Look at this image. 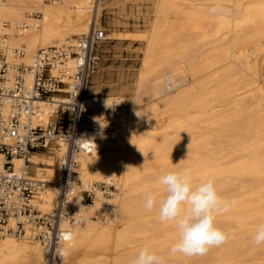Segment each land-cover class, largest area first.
Here are the masks:
<instances>
[{"label":"bare ground","instance_id":"6f19581e","mask_svg":"<svg viewBox=\"0 0 264 264\" xmlns=\"http://www.w3.org/2000/svg\"><path fill=\"white\" fill-rule=\"evenodd\" d=\"M111 1L0 0V40L7 35L11 50L26 52L19 59L10 52L9 60L29 66L39 49L91 33L102 12L130 0ZM154 1L145 31L108 37L141 41V66L124 89L132 92L129 111L102 117L97 108L105 111L118 98L93 95L95 116L102 125L114 122L115 131L99 135L103 151L81 153L78 162L84 185L106 182L119 192L107 201L98 193L86 217L61 224L71 235L60 249L63 264H131L145 245L165 264H264V245L252 239L264 222V0ZM32 13L41 18L29 19ZM24 22L30 26L20 28ZM59 158L35 154L31 161L48 165L35 169L55 181ZM182 160L195 182L214 178L220 195L237 201L217 217L227 242L204 256L170 255L174 227L143 208L141 189H158L161 170ZM53 201L48 191L42 208L49 211ZM45 248L30 236H0V264H42Z\"/></svg>","mask_w":264,"mask_h":264},{"label":"built area","instance_id":"2783aa9c","mask_svg":"<svg viewBox=\"0 0 264 264\" xmlns=\"http://www.w3.org/2000/svg\"><path fill=\"white\" fill-rule=\"evenodd\" d=\"M28 17L37 21L41 14ZM29 26L24 22L20 28ZM106 41V30L96 27L75 41L39 49L27 66L9 60L10 52L16 59L25 56L23 48L11 50L7 35L0 40V236L38 239L46 247L42 264H63L60 249L71 239L70 232L61 228L63 222L74 224L86 217L98 193L107 201L119 192L116 184L84 185L78 162L81 153L103 151L99 135L115 131L114 122L102 125L103 119L95 116L90 92L101 61L100 45ZM129 109V101L118 98L109 109L97 111L104 117L106 112L122 114ZM57 153L60 177L51 181L38 175L35 166L48 165L35 164L31 157L43 154L57 159ZM15 160L23 165L17 168ZM48 191L54 201L46 211L42 206Z\"/></svg>","mask_w":264,"mask_h":264},{"label":"clouds","instance_id":"9594fccd","mask_svg":"<svg viewBox=\"0 0 264 264\" xmlns=\"http://www.w3.org/2000/svg\"><path fill=\"white\" fill-rule=\"evenodd\" d=\"M185 161L161 170L158 189H141L143 208L155 211L161 224L174 227L176 239L168 250L170 255L204 256L227 242L228 234L217 225V217L228 213L237 201L220 195L214 178L195 182L192 170L182 167ZM252 239L256 246L264 245V222L256 225ZM131 264H165V258L145 245Z\"/></svg>","mask_w":264,"mask_h":264},{"label":"rangeland","instance_id":"374dc122","mask_svg":"<svg viewBox=\"0 0 264 264\" xmlns=\"http://www.w3.org/2000/svg\"><path fill=\"white\" fill-rule=\"evenodd\" d=\"M110 3L111 0H101ZM154 0H130L115 10L102 12L97 28L104 29L107 36L117 32H141L148 28L154 12ZM40 14V13H39ZM144 44L132 39H109L100 45L101 61L93 75L90 92L99 96L126 98L131 103V91L141 60ZM56 153V151H54ZM104 213V210L100 211ZM97 220V218H92Z\"/></svg>","mask_w":264,"mask_h":264}]
</instances>
